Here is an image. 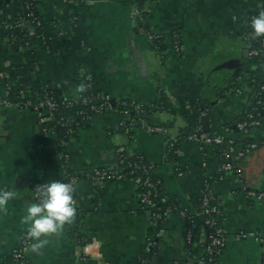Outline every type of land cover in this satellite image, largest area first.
Wrapping results in <instances>:
<instances>
[{
	"label": "crops",
	"instance_id": "crops-1",
	"mask_svg": "<svg viewBox=\"0 0 264 264\" xmlns=\"http://www.w3.org/2000/svg\"><path fill=\"white\" fill-rule=\"evenodd\" d=\"M139 1L151 32L162 37L158 48L138 31ZM261 10V0H43L38 12L52 46L36 45L32 52H16L5 34L16 6L1 10L0 192L15 195L0 210V264H19L9 258L20 248L27 264H140L154 217L143 209L137 185L131 180L93 184L86 178L94 169L117 170L121 147L146 159L163 183L165 198L179 210L194 212L210 186L226 236L219 264H264V244L238 238L241 232L264 233V199L249 195L264 192V102L259 126L233 129L253 112L255 79L264 76V64L250 56L246 37L253 33L251 17ZM11 66L30 70L33 86L65 88L69 100L79 101L91 88L116 105H151L165 98L168 106L137 122L117 106L110 108L62 150L55 135L41 129L40 113L12 104L18 85L3 77ZM123 122L131 124L128 132ZM198 125L225 142L186 140ZM148 126L166 133H152ZM172 138L179 142L170 159ZM230 142L237 150L252 143L257 148L241 158L233 155L228 161L234 170L221 172ZM70 174L78 178L80 215L39 250L31 238L24 246L28 226L21 217L35 202L34 186L66 182ZM179 210L168 211L157 226L160 241L153 259L158 261L153 264H189L203 253L204 230L197 226L189 243V223Z\"/></svg>",
	"mask_w": 264,
	"mask_h": 264
},
{
	"label": "trees",
	"instance_id": "trees-1",
	"mask_svg": "<svg viewBox=\"0 0 264 264\" xmlns=\"http://www.w3.org/2000/svg\"><path fill=\"white\" fill-rule=\"evenodd\" d=\"M43 0H0V11L7 9L11 5L16 6L15 14L6 22L5 34L11 41L13 49L16 52L20 51H34L36 45H40L42 48L49 49L52 46L51 41H47L43 26L41 24V18L38 12V6ZM137 9L140 13L143 20L139 15L137 16V28L138 31L149 33L151 29L147 23V14L148 12L145 10L143 2L139 1L137 3ZM161 40L151 43L154 48H158ZM180 41L178 35L174 33V42ZM255 47H258V43L255 42ZM258 62L264 64V53H262L259 57L254 58ZM7 84H17V90L12 89L11 98L12 104L16 105L18 108H27L26 106H21L24 103H31L32 106L28 107V109L34 110L41 114V119L45 120L47 117L43 115V112L37 111L34 105L40 104L44 102L46 99H51L54 101L58 107L53 112L52 118L44 121L41 124V129L45 132H51L55 135L57 142L61 145V149L64 150L66 144L74 139L79 130L86 127L91 120L95 117L104 114L106 111L110 109L109 97L106 95H102L91 88H86L84 93L79 101L69 100L65 97V88H61L59 90H55L49 85H43L42 87L33 86L31 83V71L23 69L18 66L9 67L4 75H3ZM255 83L257 85V94L259 93L260 97L257 98L254 104V107H259L257 101L264 102V92L261 91V86L264 85V76L257 77L255 79ZM24 92V95L21 93ZM206 102V101H205ZM207 104V102H206ZM202 105L203 110L205 112L207 109V105ZM141 105L144 110L143 114H140L136 111V106ZM168 104L166 103V99L162 98L160 101L153 103L151 105H143L139 103H131L128 101H121L117 103V109L120 112L126 113L132 120L139 121L140 119L149 116L150 114L159 111L160 109H166ZM253 107V109H254ZM256 119L260 120L262 117V106L260 105L259 109L256 111ZM208 115V114H207ZM203 118H207L203 117ZM202 118V119H203ZM129 124V122H127ZM130 129V127H129ZM189 136V135H188ZM186 136V137H188ZM185 137V138H186ZM176 144L174 146H169L168 149V157L172 159L175 156ZM118 162L119 168L117 170L120 173L124 174L127 180L135 181L136 178L145 179L146 177H150L153 181L159 182L157 187L158 197L153 199V205L144 207V210L149 211L154 216L156 213L161 216L160 219L154 220L153 229L149 236H152L156 241L157 245L153 252L149 255L144 254L143 258L149 260L148 264H153V256L155 255L160 238L157 232V226L161 225L165 222V214L170 211H178L179 207L176 203H172L166 199L165 203H162L161 199L165 198L163 183L153 174V167L146 161V159L142 156L133 155L131 153H127L124 156L118 154ZM146 170H149L150 174L146 175ZM71 175V176H70ZM70 177H74L78 180L77 176L75 177L72 174ZM86 178H88V174ZM91 182V181H90ZM139 198L141 200L143 188L140 185H137ZM210 186H206L203 190L201 199L199 204L194 212L190 213L189 211H185L180 209L179 212L186 217L188 222L194 221L197 226H202L206 216L201 215L202 212V204L204 196L210 193ZM213 195V193L211 192ZM77 198V196H76ZM77 208V213L80 215L79 208V200ZM214 203H217V200L214 198ZM143 207V205H142ZM79 211V212H78ZM219 225L222 227V217H220ZM148 236V237H149ZM24 253V251H23ZM221 254L217 257V261H219ZM9 260L15 261L13 256L11 255ZM216 260V259H215ZM16 262V261H15ZM19 264H27L26 258H21L18 261Z\"/></svg>",
	"mask_w": 264,
	"mask_h": 264
},
{
	"label": "built area",
	"instance_id": "built-area-1",
	"mask_svg": "<svg viewBox=\"0 0 264 264\" xmlns=\"http://www.w3.org/2000/svg\"><path fill=\"white\" fill-rule=\"evenodd\" d=\"M140 13L137 12V15ZM141 17V15H139ZM253 17V16H252ZM251 17V18H252ZM141 20L143 18L141 17ZM250 26V22H249ZM251 28V26L249 27ZM145 36L147 37L148 41L150 43L156 42L162 37L160 35L154 34L153 32L146 33L143 31ZM246 37L249 39L251 42V45H249V50H250V56L253 58L259 57L262 53H264V38H255L253 33L250 32L249 34L246 35ZM254 37V38H253ZM255 42L258 43V47H255ZM174 48L176 50H179V42L175 41L174 42ZM261 91L262 93L264 92V85L261 86ZM24 95V92L21 93ZM260 95L259 93L257 94V98L259 99ZM109 104H110V99H108ZM258 106H262L261 101H257ZM16 106V105H14ZM21 106H26L31 107L32 104L27 102L22 104ZM35 109L37 111H42L43 115L47 117V119L43 120L41 119V124L46 121L50 120L53 116V112L57 109L58 105L52 101L51 99H46L44 102L34 105ZM259 107H254L253 112L248 114L245 118H243L242 121L237 122L234 126L233 129H238L241 131H246L248 129L257 127L260 125V120L256 119V111L259 109ZM110 108L111 105H110ZM136 111L140 114L144 113V110L142 109L141 105L136 106ZM126 114V113H125ZM206 116L205 113H203L202 118ZM131 126L126 124L125 122L122 123V127L125 129V131H129V127ZM146 129L152 133H159V134H165L166 131L163 128L160 127H146ZM186 140L198 142L201 144H213V145H221L225 141L223 138L211 134H207L203 132V127L202 125H198L196 128L195 132L188 137H186ZM179 142V139L177 138H172L170 146H174L176 143ZM230 147H229V154L225 156V160L222 163L221 166V172H228V171H233L234 170V165L229 162V159H232V156H236L237 158L243 157L245 154H247L249 151L254 150L257 148L256 143L252 144H247L244 145L240 150H237L233 142H230ZM129 154L130 152L125 148L121 147L118 150V154H121L124 156L125 154ZM150 171L146 170L145 174L149 175ZM88 178H90V181L93 184H98V183H104L107 181H124L127 180L124 174L120 173L119 170H108V169H94L88 173ZM77 179L74 177L68 178V180L65 183H70L72 184L74 188V200H75V206H78V201L76 198V184H77ZM134 183L136 185H140L143 188V193H142V198H141V203L144 207L153 205L154 201L153 199L155 197H158L157 193V187L159 185V182L153 181L150 177H146L145 179L142 178H136ZM46 183H39L36 184L33 188V199L36 202L39 199V192L37 187L41 186ZM250 196L256 197L258 199H264V192H249ZM214 196L210 193L204 196L203 199V204H202V212L201 215L206 216V219L204 220L202 226H200L204 230V235H205V241L203 243V253L201 257L198 259V261L189 263V264H219V261H217V257L221 254L223 251L225 245H226V236L224 233L223 228L219 225V220L221 217V209L220 205L218 203H214ZM162 203L166 202V198L161 199ZM154 220H158L161 218L159 214H155ZM189 223V228L187 230L186 238L189 243H192L193 238H194V230L197 227L196 222L190 221ZM159 236V233H158ZM239 239H254L258 243L264 244V233H256V232H241L238 235ZM30 243L29 237H25L23 239V245H28ZM157 243L154 240L152 236H149L147 238L146 246H145V254L149 255L153 252L155 249ZM87 253V250H86ZM89 253V252H88ZM87 253V254H88ZM14 260L18 262L21 258H24V253L23 249H17L13 252L12 254ZM216 259V260H215ZM149 260L146 258H142L140 264H148Z\"/></svg>",
	"mask_w": 264,
	"mask_h": 264
},
{
	"label": "clouds",
	"instance_id": "clouds-1",
	"mask_svg": "<svg viewBox=\"0 0 264 264\" xmlns=\"http://www.w3.org/2000/svg\"><path fill=\"white\" fill-rule=\"evenodd\" d=\"M250 26L256 37H264V10L250 19ZM37 189L39 199L28 204L21 217V223L28 226L27 235L33 241L34 250L42 248L49 236L58 235L66 224L72 223L77 213L72 184L51 180ZM14 195L0 192V210Z\"/></svg>",
	"mask_w": 264,
	"mask_h": 264
},
{
	"label": "water",
	"instance_id": "water-1",
	"mask_svg": "<svg viewBox=\"0 0 264 264\" xmlns=\"http://www.w3.org/2000/svg\"><path fill=\"white\" fill-rule=\"evenodd\" d=\"M110 105H111V107L112 108H116V101H115V99H111L110 100ZM204 125H205V128H206V131H208V119L207 118H205L204 119ZM154 261L153 262H157L158 260H157V258L156 259H153Z\"/></svg>",
	"mask_w": 264,
	"mask_h": 264
}]
</instances>
